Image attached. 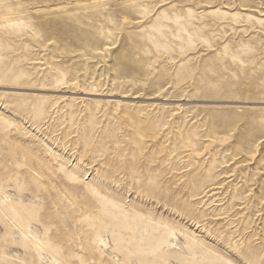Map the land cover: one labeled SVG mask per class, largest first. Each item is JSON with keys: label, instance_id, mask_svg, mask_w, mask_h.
I'll use <instances>...</instances> for the list:
<instances>
[{"label": "rangeland", "instance_id": "374dc122", "mask_svg": "<svg viewBox=\"0 0 264 264\" xmlns=\"http://www.w3.org/2000/svg\"><path fill=\"white\" fill-rule=\"evenodd\" d=\"M0 264H264V0H0Z\"/></svg>", "mask_w": 264, "mask_h": 264}]
</instances>
